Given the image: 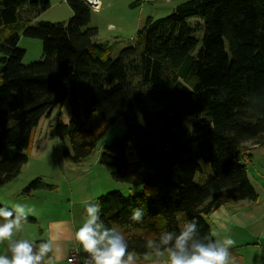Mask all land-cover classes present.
Segmentation results:
<instances>
[{
	"label": "trees",
	"instance_id": "1",
	"mask_svg": "<svg viewBox=\"0 0 264 264\" xmlns=\"http://www.w3.org/2000/svg\"><path fill=\"white\" fill-rule=\"evenodd\" d=\"M65 2L72 11L66 21L33 23L49 0H0V33L16 24L42 43V58L24 63L19 35L0 34V185L27 162L41 117L68 100L70 121L58 113L54 130L68 140L61 156L72 164L93 152L108 124L124 118L123 134L103 146L99 162L137 192L112 190L93 203L106 226L125 235L130 252L151 255L148 240L178 232L193 217L200 235L215 239L206 219L215 205L256 198L247 174L252 155L244 148L264 144V0L180 3L166 16H147L114 58L104 57L97 28L89 26L90 7ZM186 118H194L191 128ZM200 160L211 174L197 183ZM50 187L35 177L21 194ZM141 207L145 222L130 221Z\"/></svg>",
	"mask_w": 264,
	"mask_h": 264
},
{
	"label": "rangeland",
	"instance_id": "2",
	"mask_svg": "<svg viewBox=\"0 0 264 264\" xmlns=\"http://www.w3.org/2000/svg\"><path fill=\"white\" fill-rule=\"evenodd\" d=\"M186 1L188 0H171L165 3L159 0L148 3L147 0H143L138 3L137 0H101L102 8L100 7L98 10L91 9L89 26L97 28L95 38L102 42L104 57L114 58L123 47L130 45L134 41L137 29L143 24L147 16L155 18L166 16L172 12L174 7ZM64 9H67L66 6L47 8L35 18L33 17L31 22L66 21L72 11L71 14L65 15ZM1 28L4 29L0 34L4 36L13 34V32L19 35L17 45L25 50L22 58L24 63L42 58V43L40 39L24 36L20 29L16 27V24L1 26ZM1 68L2 63L0 61V72ZM58 113H60V120L63 123L67 124L70 121L71 111L68 100H65L61 105H56L48 116L41 117L38 125L32 129L27 148L28 161L23 165L16 178L0 185L1 201L8 202L9 199L7 197H47L46 199L33 198L31 200L17 198L13 202L19 201L26 205H31L30 208H33L38 213H43L50 209H58L61 212L70 210L72 201L65 197H78L76 185L70 186L69 175L66 172L60 175L58 167H55L56 187L36 189L28 195L21 194L22 189L32 178L42 177L45 182L51 185L55 181L52 179L55 177L48 165V163L51 164L54 158L53 149L58 150L60 157L63 145L67 147L69 145L66 138L61 139L55 135L54 129ZM193 121L194 118H186L184 124L191 128ZM124 130V118L119 116L104 129L93 152L78 165L73 164L76 168L79 167V171L87 173V178L91 177L93 182L91 185L92 196L94 197L112 190H120L124 195L128 194L130 188H132L133 192H137L134 188L135 186L114 180L111 176L113 169L99 162L103 146L108 145L115 137L121 136ZM200 164L201 169L194 176V180L197 183H202L211 174L208 163L200 160ZM37 169H39V172L36 171ZM53 199H56V202ZM9 202L13 203L12 201ZM180 220L183 222L184 217L180 216Z\"/></svg>",
	"mask_w": 264,
	"mask_h": 264
},
{
	"label": "crops",
	"instance_id": "3",
	"mask_svg": "<svg viewBox=\"0 0 264 264\" xmlns=\"http://www.w3.org/2000/svg\"><path fill=\"white\" fill-rule=\"evenodd\" d=\"M137 1L141 3L143 0ZM157 1L159 0L148 1V3ZM160 1L168 3L171 0ZM58 6H66L67 9H64L65 15L71 14V9H69L65 0H49L48 9ZM244 151L245 155H252L250 160L247 161V174L256 192L255 200L237 202L229 199L222 200L209 212L206 219L215 239L222 240L225 237H230L236 241L235 246L230 249L232 256L235 258V264H264V144L246 142ZM53 155L54 158L51 164L48 163V165L55 177L52 179L55 181L52 182V185L50 184V188L56 185L55 167H58L60 175L64 172L69 175V185H76L78 197H65L72 201L69 211L61 212L58 209H50L38 213L34 210L29 215L34 218V221L25 223L19 238H26L30 241L53 239L54 247L57 249L54 253L53 264H70L67 262V257L74 249H78L82 259L77 264H85L87 254L83 252L81 245L75 240V231L82 226L86 219V203L89 201L94 202L96 199L92 196L91 185L93 182L91 177H86L87 173L79 171V167L76 168L75 165L70 164L62 156L59 157L57 149H53ZM36 171L39 172V169ZM17 198L31 200L33 198L46 199L47 197H7L8 202L0 200V203L9 208L17 204L15 202L25 204L19 201L13 202ZM53 201L56 202V199H53ZM26 206L30 208L31 205ZM0 222L3 221L0 220ZM57 236L59 239H54ZM0 254L10 255L7 252L6 243L0 244ZM135 256L137 264H157V258L153 254L142 257L135 254ZM159 259L163 261L166 256Z\"/></svg>",
	"mask_w": 264,
	"mask_h": 264
},
{
	"label": "clouds",
	"instance_id": "4",
	"mask_svg": "<svg viewBox=\"0 0 264 264\" xmlns=\"http://www.w3.org/2000/svg\"><path fill=\"white\" fill-rule=\"evenodd\" d=\"M34 212L25 204L11 208L0 206V244L7 245V254H0V264H53V239L39 242L19 238L28 217ZM86 219L75 231V240L87 254L85 264H137L136 256L129 251L125 235L115 227H108L101 218V205L86 203ZM146 212L132 209L130 221L145 222ZM149 219H151L149 217ZM54 239L58 240L59 237ZM236 241L230 237L222 240L201 236L199 220L193 217L179 231H164L156 240L146 242L147 249L157 258V264H235L230 249ZM166 259L160 261L159 258Z\"/></svg>",
	"mask_w": 264,
	"mask_h": 264
},
{
	"label": "built area",
	"instance_id": "5",
	"mask_svg": "<svg viewBox=\"0 0 264 264\" xmlns=\"http://www.w3.org/2000/svg\"><path fill=\"white\" fill-rule=\"evenodd\" d=\"M91 9L98 10L101 7V0H83ZM147 1H153V0H147ZM169 1V0H164ZM82 261L81 255L78 251V249L72 250L68 257L67 262L70 264H77Z\"/></svg>",
	"mask_w": 264,
	"mask_h": 264
}]
</instances>
